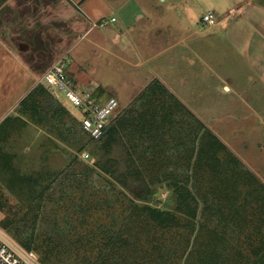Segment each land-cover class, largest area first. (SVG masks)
Instances as JSON below:
<instances>
[{
	"label": "rangeland",
	"instance_id": "374dc122",
	"mask_svg": "<svg viewBox=\"0 0 264 264\" xmlns=\"http://www.w3.org/2000/svg\"><path fill=\"white\" fill-rule=\"evenodd\" d=\"M143 1L147 62L135 64L151 41L117 34V11L115 23L96 21L103 49L66 58L76 84L102 80L104 100H119L113 135L92 139L45 81L0 121V227L42 264L261 263L264 20L247 14L237 35L243 4ZM210 8L222 24L203 25Z\"/></svg>",
	"mask_w": 264,
	"mask_h": 264
},
{
	"label": "crops",
	"instance_id": "0c3cea01",
	"mask_svg": "<svg viewBox=\"0 0 264 264\" xmlns=\"http://www.w3.org/2000/svg\"><path fill=\"white\" fill-rule=\"evenodd\" d=\"M225 2L226 11L243 4V15L236 17L232 22L235 23L237 35H243L249 15H256L255 17H259L260 21L264 20V0H226ZM144 4L143 0H3L0 2V121L13 114L27 96H31V93L37 89V85L44 81L47 83L45 74L59 60L66 59L73 52L75 61L80 57L86 61L80 51V47L84 44L96 46L99 50L103 49L102 39L105 38L107 31H96L99 26L96 21L108 19L107 22L115 23L119 18L114 15L116 11L121 17V24L114 29L117 34L120 33L121 36L128 34L138 40L151 41L150 48H146L145 43H141L143 47L138 46L140 49L144 48L145 55L142 49L141 52L147 58L138 60L135 64L141 66L143 62L151 59L155 54L147 51H151L155 43H153V31L147 34V29H144L142 24L135 29L137 23L147 18V13L143 9ZM112 17H116V20L110 21ZM223 22L224 20L219 24ZM250 26L253 25L245 29H249ZM68 68L69 66L67 71L71 77ZM71 78L76 84L73 75ZM101 81L91 78L85 85L96 82L100 87ZM130 82H133L132 78ZM44 85L51 92L48 83ZM81 85L77 84L79 87L85 86Z\"/></svg>",
	"mask_w": 264,
	"mask_h": 264
},
{
	"label": "built area",
	"instance_id": "2783aa9c",
	"mask_svg": "<svg viewBox=\"0 0 264 264\" xmlns=\"http://www.w3.org/2000/svg\"><path fill=\"white\" fill-rule=\"evenodd\" d=\"M233 10V9H232ZM116 20L112 17L110 21ZM223 19L215 10L209 9L202 16L204 26H214ZM109 21L103 19V23ZM68 62L62 58L45 74V79L56 98L67 99L82 114L80 125L92 139H100L109 125L112 115L116 112L119 100L111 96L104 100L100 94L99 84L92 82L85 87L75 84L67 71ZM88 157L89 154L85 153ZM0 264H42L39 256L0 227Z\"/></svg>",
	"mask_w": 264,
	"mask_h": 264
},
{
	"label": "trees",
	"instance_id": "16d2710c",
	"mask_svg": "<svg viewBox=\"0 0 264 264\" xmlns=\"http://www.w3.org/2000/svg\"><path fill=\"white\" fill-rule=\"evenodd\" d=\"M34 93H36V89L31 93V96H33ZM27 102H28V98L25 99V101L23 102V104L25 105ZM115 130H116V127L114 126V124L111 125V123H110L109 125H107V127H106V133H105V136L103 137V139H105L108 134L113 135L114 132H115ZM104 148H106L107 150L112 149V142H109V141L108 142L107 141L104 142ZM106 170H108L107 167H106ZM179 188L180 189H178L179 190L178 195H179V200H180L179 201V203H180V205H179L180 210H182L184 212V209H185L186 212H188L189 215H193L194 213L192 211V207L189 208V204L187 205V207L189 209L186 208V206H184L185 202L187 204V202L189 200V197L191 196V193L190 192H187L188 189H186V192H185L182 189V187H179ZM4 196L5 195H4L3 191H2V187L0 186V208L1 209H3L4 206H5ZM165 216H167V215H165ZM164 224L167 225L169 223L164 222ZM101 247L103 249L108 248V246H102V244H101ZM27 248L31 249L32 248V245H28ZM206 258H208V257H201V259L199 261V264H216L217 263V262H214L213 260H212V263H211ZM263 262H264V252H263L262 257H261V263H258V264H262Z\"/></svg>",
	"mask_w": 264,
	"mask_h": 264
}]
</instances>
